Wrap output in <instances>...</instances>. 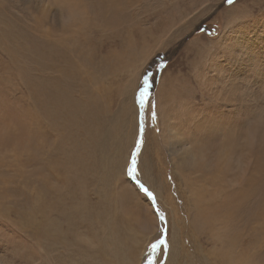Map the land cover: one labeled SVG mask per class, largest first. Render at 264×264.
I'll return each mask as SVG.
<instances>
[{
  "label": "rangeland",
  "instance_id": "obj_1",
  "mask_svg": "<svg viewBox=\"0 0 264 264\" xmlns=\"http://www.w3.org/2000/svg\"><path fill=\"white\" fill-rule=\"evenodd\" d=\"M111 1L0 0V264H220L229 209L212 229L201 213L260 169L264 198V0ZM42 45L57 58L36 60ZM33 108L46 117L29 137ZM200 141L252 162L246 180L234 161L214 175L226 178L217 191L214 170L180 174L173 150ZM137 142V179L155 205L127 175ZM250 198L236 222L253 216ZM151 218L156 231L141 229ZM261 253L252 264H264V242Z\"/></svg>",
  "mask_w": 264,
  "mask_h": 264
},
{
  "label": "bare ground",
  "instance_id": "obj_2",
  "mask_svg": "<svg viewBox=\"0 0 264 264\" xmlns=\"http://www.w3.org/2000/svg\"><path fill=\"white\" fill-rule=\"evenodd\" d=\"M64 3V2H63ZM110 8L113 7V2L111 0H109V5ZM5 25V29H6ZM53 39V38H52ZM64 43V42H63ZM49 44V43H48ZM11 47H13V45H6L7 50L11 49ZM54 48V47H53ZM53 48H51V46H47V45H42L41 47L37 46L33 51H38L35 52V59L40 61V62H44V57H49V58H57V53L55 52V50H53ZM27 51L26 47L22 48V52L25 53ZM3 52V51H2ZM70 52V55L72 57V52ZM66 54H68V51L65 50L64 52L62 51V55L61 58L63 59V61H66L69 64L74 65V61L72 58V61L66 56ZM70 57V58H71ZM11 62V61H10ZM18 63V62H16ZM53 62H50L49 64H52ZM1 65V64H0ZM81 78V77H80ZM80 80V79H79ZM78 82V81H76ZM91 83V82H90ZM79 84H77L78 86ZM84 85V84H83ZM76 86V84H75ZM23 89V88H22ZM79 91V90H78ZM29 97V96H27ZM30 99V98H29ZM31 102V100L29 101ZM25 104V103H24ZM73 104V102H72ZM68 105V98L64 99V106L63 107H67ZM35 108V107H34ZM31 109L34 113V126L32 128L31 131H28L26 129H24V133L23 135L28 134L29 137H31L32 132L37 131V133H39L42 128H43V117H46L43 115L39 116L38 113L36 112L35 109ZM79 108V107H78ZM29 110V111H31ZM82 112V111H81ZM80 112V113H81ZM72 114V113H71ZM79 114V113H78ZM23 116V115H22ZM78 116V115H77ZM53 118V117H52ZM70 121V120H69ZM53 124V123H52ZM71 124V123H69ZM100 125V124H99ZM203 125V124H202ZM201 125V126H202ZM54 126V124H53ZM215 127V126H214ZM212 128V126H209L207 130L203 131L204 132V137H207V133L209 132V130ZM217 128V127H215ZM170 130V129H169ZM3 131V130H2ZM9 131V130H8ZM11 131V130H10ZM171 144L175 146L174 142L175 140L178 141L177 137H178V132H174L173 130H171ZM206 134V135H205ZM94 135V134H93ZM37 137V136H36ZM39 138V136H38ZM34 140V139H33ZM180 141V139H179ZM40 142L43 143L41 145V148L37 150L38 151H42L45 150V148L43 147L46 143L43 139L40 138ZM34 143V142H33ZM252 143V138H248V144L251 146ZM85 144V143H84ZM195 144L190 145V144H181V149H174L173 153L175 154V157L177 158V163H178V167L179 169H181L180 174H183L185 172H191V170L194 168V166L196 165V168L198 166V168L201 169L200 176H198L197 178L199 179H203L205 176L203 174H208L211 170H214L213 172V176L209 177L210 179V183L207 184H211L213 186L214 183L216 185H218L220 183V181L222 183H224V180L226 178H220V179H216L214 177L219 175V170L223 171V173L226 174H231L232 171L228 170L225 167H228L229 164H231L232 161L235 162V164L237 165V170L241 171V181L239 183H243L244 180H246V177L249 173V171H244V167L246 164H250L247 162L242 163L240 158H235L233 159V156L235 155V153H233V150L223 147V148H219L220 150H217V148L210 146V143H203V142H198L197 147H194ZM210 146V147H209ZM64 150V149H63ZM82 150V149H80ZM249 150V149H248ZM79 152V151H78ZM64 156L66 155L67 160L63 161V163L65 164V167H68V162L69 163H73V160L71 159V157L69 156V154L67 153V151L65 150ZM248 153V151L246 152ZM253 152H249L248 156H249V160L250 157H252ZM255 154V153H254ZM30 151H27V158H30ZM72 156V155H71ZM245 156V155H244ZM74 157V156H73ZM77 157V156H76ZM37 158V157H36ZM246 158V157H245ZM74 159V158H73ZM77 159V158H76ZM34 160V159H33ZM39 160V159H38ZM86 160V159H85ZM253 160V159H252ZM250 160V161H252ZM79 163H77L78 165ZM57 165V164H56ZM73 165L70 166V168L72 169ZM50 166H54V164H49ZM80 166V165H79ZM40 167V166H39ZM48 167V168H49ZM264 169V168H263ZM54 170V169H53ZM236 170V171H237ZM261 170V169H260ZM257 171L256 175H251L247 181L245 183H243L240 188H244L247 187V191L245 193H242L240 191V188L238 190V192L234 195H231L227 201V203L223 206H219V202L216 200L215 205L212 207H208L207 209H205L202 213L201 216L203 217V219L206 221V223L209 225V227L212 229L213 228V222L214 220H217L223 216H221V212L224 208H228L229 209V214H228V220L226 222L227 227L224 226V228H219V232L221 234V237L218 236V238L220 239L221 245H222V249L224 251V255H222L220 259V264H252L254 263L258 257L262 254L261 250H262V244L264 242V221L260 222V219L263 215V211H264V198H260L259 196V192L258 191H254V187L258 184L259 181H261V174L260 172ZM79 171V170H78ZM194 172V171H193ZM81 173V172H80ZM236 173V172H235ZM194 174V173H193ZM196 174V173H195ZM194 174V176H195ZM237 174V173H236ZM239 175V174H238ZM236 175V176H238ZM185 176V175H184ZM235 176V177H236ZM191 177V175L189 176V178ZM232 177V176H231ZM234 177V176H233ZM29 178V177H28ZM186 179V177H185ZM193 179V178H192ZM191 179V181H192ZM199 179V180H200ZM208 179V178H206ZM233 179V178H230ZM197 181V180H196ZM264 181V180H263ZM34 182V181H33ZM201 182V181H200ZM187 184H192L189 180L187 182ZM205 185V184H204ZM224 184H219L218 187L223 186ZM43 186V185H41ZM206 187V186H205ZM218 187H214L215 190H220ZM43 188V187H42ZM213 188V189H214ZM35 189V188H34ZM40 190H36V191H32L31 193H37V196H35L36 194H33L37 199V203H39L40 200V194L42 191ZM46 192V191H45ZM256 192L257 195V201H256V205L251 207L248 212L252 213L253 216L250 217V219L248 221H242V222H236L235 221V217L238 215L236 213L237 208H239V204L242 203L244 204L251 196L252 194ZM39 193V194H38ZM55 194L58 195L60 198L64 199V192L63 191H55ZM195 195V193H193ZM69 195V194H68ZM33 197V196H32ZM78 197V196H77ZM127 197V194H126ZM129 197V196H128ZM59 198V199H60ZM66 199V198H65ZM128 199V198H127ZM251 199V198H250ZM70 201V200H69ZM68 201V202H69ZM252 201V200H251ZM64 202V201H63ZM249 202V201H248ZM253 202V201H252ZM33 203V202H32ZM253 204V203H252ZM250 204V205H252ZM58 205V204H57ZM77 205V204H76ZM249 205V204H248ZM67 207V206H66ZM76 207V206H75ZM36 208V207H35ZM44 208V207H43ZM74 208V207H73ZM136 208V207H135ZM139 209V208H138ZM33 210H35L33 208ZM65 210V209H64ZM129 210V209H128ZM79 211H82V213L84 214L85 217V208L82 207ZM139 211V210H138ZM43 212V211H42ZM139 213V212H138ZM193 214V211L191 212ZM20 215H22L21 213H19ZM45 215V214H44ZM33 216V215H32ZM138 217V216H137ZM155 217V216H154ZM33 219H28V223L32 224L33 223ZM45 221V220H44ZM91 221V220H90ZM148 220H144L141 222V220L139 219V224L141 229H143L144 231L147 232H153L156 231L157 225L155 222V219H152L150 221H152L151 223L147 222ZM176 223V222H175ZM178 223V222H177ZM174 224V223H172ZM199 234V232H197ZM152 234V233H151ZM199 236V235H198ZM249 237L250 239L253 238L254 242L252 243V250L249 252H245V249L241 248L239 246V251H238V243L242 242V239H244L245 237ZM89 239V238H88ZM177 244V243H176ZM255 249V250H254ZM210 255V254H209ZM218 257V256H217ZM259 260V259H258ZM261 261V260H260ZM140 264V263H139Z\"/></svg>",
  "mask_w": 264,
  "mask_h": 264
},
{
  "label": "snow or ice",
  "instance_id": "obj_3",
  "mask_svg": "<svg viewBox=\"0 0 264 264\" xmlns=\"http://www.w3.org/2000/svg\"><path fill=\"white\" fill-rule=\"evenodd\" d=\"M145 79L143 80V85L141 86L143 88V90L140 91V105H141V107L144 106V97L148 93V91H149V89L151 87L150 81L147 78L148 88H147L146 92L144 91V89H145ZM140 147H141V142H137V145H136L137 154L136 155H132V157H131V167L128 168L127 175L130 178H132L133 180H135V187L141 193H143L144 196H146L148 199H150L153 202V204L155 205L156 201H155L154 194L145 186L144 183L140 182V180L137 179V175H138V168H137L138 159H137V156L139 154ZM163 218L164 217L161 216V219H163ZM160 243L163 244L164 241H161ZM155 247H158V245H155Z\"/></svg>",
  "mask_w": 264,
  "mask_h": 264
}]
</instances>
